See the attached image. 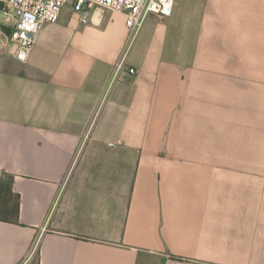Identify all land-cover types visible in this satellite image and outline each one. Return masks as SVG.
Here are the masks:
<instances>
[{
	"label": "crops",
	"instance_id": "0c3cea01",
	"mask_svg": "<svg viewBox=\"0 0 264 264\" xmlns=\"http://www.w3.org/2000/svg\"><path fill=\"white\" fill-rule=\"evenodd\" d=\"M174 3L65 7L23 62L3 26L0 264H264V0Z\"/></svg>",
	"mask_w": 264,
	"mask_h": 264
},
{
	"label": "built area",
	"instance_id": "2783aa9c",
	"mask_svg": "<svg viewBox=\"0 0 264 264\" xmlns=\"http://www.w3.org/2000/svg\"><path fill=\"white\" fill-rule=\"evenodd\" d=\"M174 0H0V34L10 28L7 43L14 58L25 61L44 24L56 22L65 7H70L81 24H87L97 9L123 14L132 40L149 15L159 19L170 16ZM118 65V67H120ZM133 73V68H128Z\"/></svg>",
	"mask_w": 264,
	"mask_h": 264
},
{
	"label": "trees",
	"instance_id": "16d2710c",
	"mask_svg": "<svg viewBox=\"0 0 264 264\" xmlns=\"http://www.w3.org/2000/svg\"><path fill=\"white\" fill-rule=\"evenodd\" d=\"M12 177L0 179V221L15 223L18 219L19 195L12 190Z\"/></svg>",
	"mask_w": 264,
	"mask_h": 264
},
{
	"label": "rangeland",
	"instance_id": "374dc122",
	"mask_svg": "<svg viewBox=\"0 0 264 264\" xmlns=\"http://www.w3.org/2000/svg\"><path fill=\"white\" fill-rule=\"evenodd\" d=\"M70 8V7H69ZM191 45H193V44H191ZM176 47L178 48L179 47V44H177L176 45ZM178 49H176V50H171V64L173 65V66H182V55H180V57L179 56H177V55H179V54H182V52H180V51H177ZM176 55H175V54ZM179 53V54H178ZM192 59H193V57H192ZM191 59V60H192ZM189 61V59H187V62ZM170 104H171V102L169 101L168 102V105H167V107H169L170 106Z\"/></svg>",
	"mask_w": 264,
	"mask_h": 264
}]
</instances>
